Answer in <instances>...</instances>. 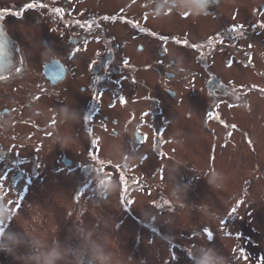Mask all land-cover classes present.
I'll return each instance as SVG.
<instances>
[{"label":"flooded vegetation","instance_id":"obj_1","mask_svg":"<svg viewBox=\"0 0 264 264\" xmlns=\"http://www.w3.org/2000/svg\"><path fill=\"white\" fill-rule=\"evenodd\" d=\"M259 104L263 120L264 0H0V197L42 177H74L79 200L114 184L129 205L157 197L167 164L192 157L189 108L215 146L193 155H221L222 110L258 118ZM231 128L224 144L240 142Z\"/></svg>","mask_w":264,"mask_h":264},{"label":"rangeland","instance_id":"obj_2","mask_svg":"<svg viewBox=\"0 0 264 264\" xmlns=\"http://www.w3.org/2000/svg\"><path fill=\"white\" fill-rule=\"evenodd\" d=\"M257 109L262 110V104ZM235 110L233 119L232 110L221 112L228 124L221 126V155L202 156L193 153L215 146L207 143V125L197 108L187 110L189 117L181 118L179 125L188 131L192 157L174 167L167 164L169 178L161 180L163 195L137 191L129 205V199L122 198V185L114 184L108 186L110 193L98 196L93 190L79 200L74 177L70 186L42 177L29 190L3 189L0 264H197L205 256L211 264H261L264 119L245 115L239 107ZM234 124L238 129L233 134L240 142L224 144ZM236 136L228 135L229 142ZM181 171L186 177H178ZM182 185L194 187L190 196L179 190ZM156 198L162 200L153 201ZM155 204L165 208L157 218L162 220L161 236L152 224H145ZM207 230L213 238H207Z\"/></svg>","mask_w":264,"mask_h":264},{"label":"snow or ice","instance_id":"obj_3","mask_svg":"<svg viewBox=\"0 0 264 264\" xmlns=\"http://www.w3.org/2000/svg\"><path fill=\"white\" fill-rule=\"evenodd\" d=\"M205 2H210V0H201V5H202L203 3H205ZM35 6H36L35 4H28V5H25V8H34ZM41 6H43V5H41ZM16 15H19V14H16ZM240 27H242V26H240ZM237 30H238V29L236 28V26H233L232 31H237ZM165 39H166V38H165ZM221 42H222V41H221ZM177 43H180V42L177 41ZM183 43H184L185 45H187L188 42H187V41H183ZM193 47H196V45H193ZM76 51H79V49H76ZM125 65H127V61H125ZM16 71L19 72L20 69L17 68ZM133 82H135V81H133ZM125 102H126V99H125ZM209 115L211 116L212 113H209ZM222 223H224V222H222ZM207 238H209V239L213 238V234L211 233V230H207ZM242 254H243V256H244L245 258H247L246 254H245V252H244L243 250H242ZM260 260H261V264H264V257H261Z\"/></svg>","mask_w":264,"mask_h":264},{"label":"clouds","instance_id":"obj_4","mask_svg":"<svg viewBox=\"0 0 264 264\" xmlns=\"http://www.w3.org/2000/svg\"><path fill=\"white\" fill-rule=\"evenodd\" d=\"M10 239L12 238L11 236L9 237ZM2 250V249H0ZM97 259H99V256L97 257ZM197 264H211V261L208 257H202L198 262Z\"/></svg>","mask_w":264,"mask_h":264}]
</instances>
